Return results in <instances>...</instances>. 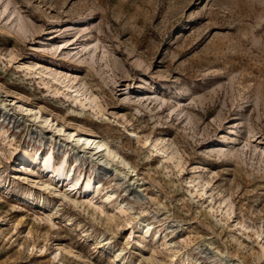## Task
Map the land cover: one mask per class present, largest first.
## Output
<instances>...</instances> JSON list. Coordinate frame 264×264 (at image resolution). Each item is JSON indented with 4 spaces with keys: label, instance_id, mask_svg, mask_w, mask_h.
Instances as JSON below:
<instances>
[{
    "label": "rangeland",
    "instance_id": "obj_1",
    "mask_svg": "<svg viewBox=\"0 0 264 264\" xmlns=\"http://www.w3.org/2000/svg\"><path fill=\"white\" fill-rule=\"evenodd\" d=\"M0 99V264H264V0H0ZM17 102L116 152L97 210L40 186L23 150L97 165Z\"/></svg>",
    "mask_w": 264,
    "mask_h": 264
},
{
    "label": "bare ground",
    "instance_id": "obj_2",
    "mask_svg": "<svg viewBox=\"0 0 264 264\" xmlns=\"http://www.w3.org/2000/svg\"><path fill=\"white\" fill-rule=\"evenodd\" d=\"M44 72L54 81H58L59 77L63 75L66 78L65 73L63 74L47 69H45ZM69 81L70 79L68 78L66 80V83H64L66 90H68V92H72H67L65 94L68 98L78 102L82 107L85 106L86 102H88V105L90 106L91 103L95 104L93 96L86 95L84 92H81L78 87H73V85H71ZM4 100L5 99H0V101L2 102L0 103V117L2 118V122H12V124L14 123V127H18L20 124L17 123L19 121V118L15 117V114L12 115L11 112L10 114L7 112L8 109L4 106L6 105ZM16 101L14 100V102ZM17 107L22 112L21 114L32 117V119L30 120H35L38 123V125H35L33 128V131L35 133H44L43 130H45L46 132H50L49 137L53 138L58 146H68L70 144L72 149L75 150V153L78 154L79 152H81L85 158H88L91 162H95L97 165L96 176L92 178H82L81 181L74 175L75 167H69L67 165L65 157H63L58 163H55L50 151L45 153L37 151L28 153L27 151L23 150L18 154V156L22 160L30 161L31 163L35 164L37 166V170H41V172L45 176V179L43 180L37 179V181L40 182V186H42L44 189H48L49 191L57 193H60L58 191L61 189V187H63L62 193H60L62 196L69 198L70 192H73V194L75 195L73 198L70 197V199L75 200L76 197H81L83 199L81 201H84L86 204H88V206L92 205L97 210L98 205L93 204L92 199L93 196L98 193L97 191L99 189V185L101 184V178H103L101 175H106V173L109 171L111 160L116 156V152L110 147L105 139L95 135L93 132L66 129L62 125L52 121V119L48 118L47 116L42 115L40 109L29 107L22 102L18 103ZM46 127H48V129ZM60 136L63 137L60 138ZM75 160L78 162V157H75ZM121 172L122 171H119V173ZM94 178H96V181ZM121 178L125 179V181L127 182V190L129 193H131V196L136 197L138 189H136L135 186H137L138 184L134 186L135 179L131 178V176L129 174H126L125 172L121 175ZM109 194L107 193L106 195H104V198L100 202H110L111 198ZM77 200L79 201V199ZM42 203L43 202L41 201L40 204ZM119 211L121 212L122 210L119 209ZM141 230L146 234L149 231V225H142ZM163 236H165V234ZM261 247L264 248V245ZM61 248L63 249L62 246H59L57 248V251H59Z\"/></svg>",
    "mask_w": 264,
    "mask_h": 264
}]
</instances>
